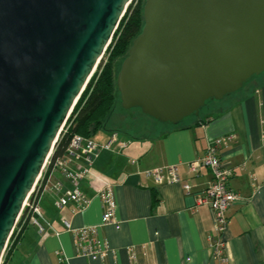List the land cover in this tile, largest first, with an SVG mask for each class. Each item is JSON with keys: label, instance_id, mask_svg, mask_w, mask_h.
Here are the masks:
<instances>
[{"label": "water", "instance_id": "water-1", "mask_svg": "<svg viewBox=\"0 0 264 264\" xmlns=\"http://www.w3.org/2000/svg\"><path fill=\"white\" fill-rule=\"evenodd\" d=\"M133 0H0V262ZM117 76L124 109L172 126L264 75V0H146Z\"/></svg>", "mask_w": 264, "mask_h": 264}, {"label": "crops", "instance_id": "crops-1", "mask_svg": "<svg viewBox=\"0 0 264 264\" xmlns=\"http://www.w3.org/2000/svg\"><path fill=\"white\" fill-rule=\"evenodd\" d=\"M151 128L134 136L117 132L125 145L99 151L92 174L80 183L87 199L82 206L75 202L58 206L59 193L52 186L57 181L65 188L72 183L53 166L43 184L49 190L38 200L44 222L51 227L41 233L29 221L5 264H64L63 255L69 264H219L209 241L214 233L213 211L197 202L212 173L203 168L191 174L189 163L220 138L219 155L232 170L229 185L240 195L228 211V264H264V80L211 104L189 124L174 127L154 121ZM111 134L103 129L95 139L105 143ZM169 165L178 166L184 182L192 185L190 192L183 183H157L144 173ZM98 178L113 184L116 223H102L103 207L92 183ZM62 218L78 228L98 226V237L107 240L116 255L109 253L105 260L79 255Z\"/></svg>", "mask_w": 264, "mask_h": 264}, {"label": "built area", "instance_id": "built-area-1", "mask_svg": "<svg viewBox=\"0 0 264 264\" xmlns=\"http://www.w3.org/2000/svg\"><path fill=\"white\" fill-rule=\"evenodd\" d=\"M222 141L220 138L210 143L203 156L189 163V171L191 174L196 175L203 168H207L212 173L211 183L203 191L199 192L197 202L209 205L212 209L215 225L214 233L210 234L209 241L219 264H228V256L226 255L227 241L225 239V233L229 224L228 211L230 206L240 198V195L229 185L232 170L225 166L219 155ZM118 143L122 146L125 145V142H121L119 133L117 132L112 133L105 143H100L95 137H85L79 134L73 136L66 154L55 162V166L59 167L64 177L72 183L71 187L65 188L62 181H57L52 186V189L59 193V207H65L70 202L78 203L79 206L86 203L87 199L81 189L80 183L92 174L93 165L99 156V151L102 149L112 150ZM50 158L47 164L50 162ZM144 173L147 177L153 178L157 183H183L184 188L188 192L192 189V185L184 182L180 176L177 165L150 168L145 170ZM92 183L95 185L98 196L101 199L103 207L102 223H116L117 203L112 182L108 179L98 178ZM36 186L28 197L24 209L28 207L29 214L31 215L30 222L41 233H45L47 231L46 226L51 227V225L44 222L43 212L38 203L40 197L38 198L36 195L31 197L36 190ZM48 190L46 186H43L41 194ZM62 223L65 229L74 236L76 250L79 255L101 260H105L109 253L116 255V250L111 248L108 241L98 237V226L74 227L72 222L67 218H62ZM56 233L59 234L60 232L56 231ZM131 259H136L134 252H131ZM61 261L64 264H69L68 259L64 255L61 257ZM0 264H5L3 258Z\"/></svg>", "mask_w": 264, "mask_h": 264}, {"label": "trees", "instance_id": "trees-1", "mask_svg": "<svg viewBox=\"0 0 264 264\" xmlns=\"http://www.w3.org/2000/svg\"><path fill=\"white\" fill-rule=\"evenodd\" d=\"M145 3L146 0H133L129 5L113 36L111 44L106 50L108 56H103L97 70L91 77L87 87L75 105L73 112L68 118L59 136L50 158V162L46 166L47 170L44 178L39 181L36 190L31 197H34L35 195L38 198L40 197L43 184L47 179L49 171L55 166V162L66 154L75 134L85 137H95L99 131L105 129L111 133L124 132L134 136L141 131L139 128H135V123L132 121V118L130 120L127 115L129 112L131 113V111L133 112L135 110H127L123 108L124 110L119 117H116L115 114L121 100L117 86V76L124 59L128 55L133 40L142 31L144 26ZM261 81L262 80L258 78L250 83L245 89L253 87ZM138 109L141 110L140 108ZM118 113L119 112H117V114ZM142 114L149 117L143 112ZM149 118L152 119L151 117ZM180 125L183 124L175 126ZM39 186L41 187L39 188ZM156 201H158V197L154 194V203ZM30 216L29 209L26 207L23 210L9 240L4 255V263L6 262L10 251L13 249L15 242L21 237L22 230L29 223Z\"/></svg>", "mask_w": 264, "mask_h": 264}, {"label": "rangeland", "instance_id": "rangeland-1", "mask_svg": "<svg viewBox=\"0 0 264 264\" xmlns=\"http://www.w3.org/2000/svg\"><path fill=\"white\" fill-rule=\"evenodd\" d=\"M111 44V43H110ZM107 57L108 55H107V53L105 52V54H104V57ZM264 80V75L263 76H261V80ZM250 88V87H249ZM248 88V89H249ZM231 96H234V95H231ZM231 96H229V97H227V99L228 98H230ZM216 101H209L208 102V104L203 108V110H202V112H201V114L200 115H193V116H190V117H187L183 122H181L180 124H189V123H191L192 121H194V120H196L197 118H199L200 116H203L204 114H205V112L206 111H208V108H209V106L211 105V104H213V103H215ZM117 109H119L118 110V116L122 113V111L124 110L123 109V106H122V104H121V100H120V105L118 106V108ZM132 110H135V111H131V113L129 112L127 115L129 116V118H130V120H131V118H132V121L135 123V128H139L140 130H141V132L144 134L145 132H150V131H152V129L153 128H151V124H152V122H154L155 120H152V119H150L149 117H147V116H145V115H143L142 114V111L141 110H139L138 108H132ZM117 115H116V117H117ZM155 122H159L160 124H165V123H162L161 121H155ZM166 125H168V126H172V125H169V124H166ZM122 133H124V132H122ZM46 167L44 168V170H43V173H42V175H41V178L39 179V181L41 180V179H43L44 178V175H45V172H46ZM39 181H38V183H39ZM38 183H37V185H38ZM20 219V218H19ZM19 221V220H18ZM6 252V251H5ZM4 255H5V253H4ZM4 255H3V259H4Z\"/></svg>", "mask_w": 264, "mask_h": 264}]
</instances>
